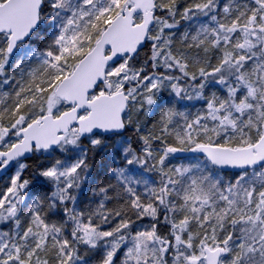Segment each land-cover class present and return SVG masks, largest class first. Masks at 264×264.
<instances>
[{
	"label": "snow or ice",
	"instance_id": "6c2138e0",
	"mask_svg": "<svg viewBox=\"0 0 264 264\" xmlns=\"http://www.w3.org/2000/svg\"><path fill=\"white\" fill-rule=\"evenodd\" d=\"M0 264H264V0H0Z\"/></svg>",
	"mask_w": 264,
	"mask_h": 264
}]
</instances>
